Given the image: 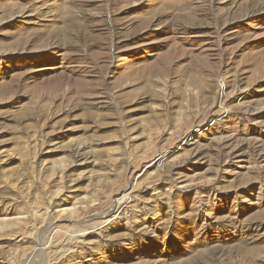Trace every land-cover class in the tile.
<instances>
[{"label": "rangeland", "instance_id": "obj_1", "mask_svg": "<svg viewBox=\"0 0 264 264\" xmlns=\"http://www.w3.org/2000/svg\"><path fill=\"white\" fill-rule=\"evenodd\" d=\"M0 264H264V0H0Z\"/></svg>", "mask_w": 264, "mask_h": 264}, {"label": "bare ground", "instance_id": "obj_2", "mask_svg": "<svg viewBox=\"0 0 264 264\" xmlns=\"http://www.w3.org/2000/svg\"><path fill=\"white\" fill-rule=\"evenodd\" d=\"M27 13L28 12H25V11H22L21 12V15H24V16H26L27 15ZM83 32V31H82ZM62 34V33H61ZM60 34V35H61ZM66 34V33H65ZM52 35V34H51ZM68 35V34H67ZM53 36V35H52ZM66 36V35H65ZM42 37V36H41ZM58 37V36H57ZM60 37V36H59ZM40 38V37H39ZM44 39V38H43ZM42 39V40H43ZM46 40H48V38H45ZM64 39H65V37H64ZM70 38H68L67 40H69ZM50 40V39H49ZM60 40V39H59ZM62 40H63V37H62ZM71 40V39H70ZM69 40V41H70ZM18 41V40H17ZM16 41V42H17ZM74 41V40H73ZM22 42H23V40H22ZM24 42H26V41H24ZM42 42V41H41ZM68 42V41H67ZM67 42H65V44L67 43ZM27 43V42H26ZM18 44V43H17ZM47 44V43H46ZM64 44V43H63ZM25 45V44H24ZM50 45V44H49ZM52 45V44H51ZM62 45V44H61ZM67 45V44H66ZM69 45V44H68ZM44 48V47H43ZM46 50H48V49H46ZM103 53V52H102ZM108 54V53H107ZM176 56V55H175ZM89 58L92 60V62H91V65H97V64H99L100 63V60H102L103 58H107V59H109L110 58V56H108V55H104V54H97V55H91V56H89ZM81 59V58H80ZM171 59H172V57H171ZM227 60V59H226ZM194 61H195V59H194ZM81 62V61H80ZM99 62V63H98ZM79 63V62H78ZM82 63V62H81ZM164 63V62H163ZM191 64V63H190ZM193 64V63H192ZM210 64V63H209ZM169 66V65H168ZM190 66V65H189ZM192 66V65H191ZM199 66V65H198ZM211 66H212V64H211ZM197 67V66H196ZM200 67V66H199ZM189 68H191V67H189ZM201 68V67H200ZM203 68V67H202ZM206 68V67H205ZM194 69H196V68H194ZM198 70V69H197ZM212 70V69H211ZM102 71H103V69H102ZM102 71H101V73H102ZM199 71H201V72H204V71H206L205 69H203V71L202 70H199ZM212 71H214V70H212ZM211 71V72H212ZM159 72H161V71H159ZM198 72V71H197ZM100 73V74H101ZM167 73V72H166ZM194 73H196V72H194ZM206 73V72H205ZM209 73V72H208ZM207 73V74H208ZM161 74V73H160ZM59 76H63V74H58ZM57 75V76H58ZM85 76V75H84ZM202 76V75H201ZM65 77V76H64ZM100 77H102V76H100ZM196 77V76H195ZM90 78V77H89ZM198 78V77H197ZM53 79L54 78H47V79H43V84H51V82L53 81ZM196 79V78H195ZM194 79V80H195ZM59 80V79H58ZM57 80V81H58ZM63 80V79H62ZM83 80H85V79H83ZM90 80V79H89ZM127 80H129V78H127ZM197 80V79H196ZM56 81V80H55ZM80 81V80H79ZM104 81V80H103ZM61 83V82H60ZM94 82L92 81V84H93ZM78 84V83H77ZM88 84H89V82H88ZM88 84H86V85H88ZM91 84V83H90ZM90 84H89V86H90ZM95 84V83H94ZM200 84V83H199ZM56 85V84H55ZM75 85V84H74ZM198 85V84H197ZM83 86V85H82ZM84 86H85V84H84ZM60 87V86H59ZM73 87V86H72ZM79 87H81V86H78V88ZM51 88V87H50ZM53 88V87H52ZM77 88V89H78ZM55 89V88H54ZM87 89H88V87H87ZM76 90V89H75ZM95 90V89H94ZM56 91V90H55ZM60 91V90H59ZM58 91V92H59ZM80 91V90H79ZM83 91V90H82ZM92 91V90H91ZM62 95H64V94H62ZM66 96V95H65ZM82 146H77V147H74V148H72V150H71V157L73 158V159H75V161H77V162H80V161H87V159H86V157H85V154L84 153H82V148H81ZM262 151V150H261ZM88 162V161H87ZM44 224V223H43ZM43 224H39V225H41L42 227H44L43 226ZM39 225H37V226H35V233L38 231V240L39 239H41L42 237H43V235L45 234V233H47L48 231H50V229H44L43 228V230H41L42 229V227H40V228H38V226ZM47 228V227H46ZM50 228V227H49ZM41 237V238H40ZM49 238V237H48ZM80 236L79 237H75V236H69V235H67V231H65L63 234H61V235H59V237H54V239H55V241H52V243H51V246H50V248H52V253L53 254H59V256H64L65 255V253H68L70 250H72L73 248H72V245H73V243H76V244H78V243H80ZM43 240L41 241L42 243H43V241H44V238H42ZM38 243V242H37ZM42 243H39V245H45V244H42ZM42 248V247H41ZM61 248V249H60ZM55 249V250H54ZM48 250V249H47ZM40 251V250H39ZM39 254H40V252H38ZM55 260H56V258H55Z\"/></svg>", "mask_w": 264, "mask_h": 264}]
</instances>
